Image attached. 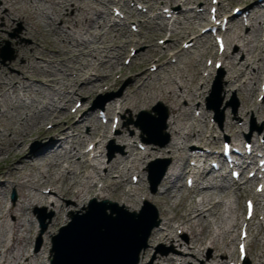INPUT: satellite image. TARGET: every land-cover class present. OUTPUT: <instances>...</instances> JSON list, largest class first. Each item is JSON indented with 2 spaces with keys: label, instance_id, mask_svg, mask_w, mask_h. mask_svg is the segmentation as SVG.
<instances>
[{
  "label": "bare ground",
  "instance_id": "6f19581e",
  "mask_svg": "<svg viewBox=\"0 0 264 264\" xmlns=\"http://www.w3.org/2000/svg\"><path fill=\"white\" fill-rule=\"evenodd\" d=\"M19 1L3 0L0 3V8L5 10L0 12V17H8L10 20L13 17L20 20L26 32L34 38L35 42L33 41V45L18 46L19 55L25 60L24 64H18V71H7L0 66V155H7V157H0V264H43L42 258L46 257L45 249L31 250L29 248L32 238L29 235L32 233V225L36 222L34 212L38 206H44L51 210L53 217L48 224L50 228L68 223L70 214L66 215L67 218L64 217L66 208L70 207V211L74 214L84 213L88 199L111 200L110 192L120 198L119 204L124 209L138 212V207L135 204L140 196L138 187L131 185L128 188L126 186V190L115 192L113 187L125 186V176L131 171H139V163L143 159L152 156L153 151L161 150L152 147L144 154L135 151L136 141L124 130L121 131L123 123L120 120L117 127L118 133H114L110 138L124 144L126 152H118L114 157L110 156L102 160L103 152L100 151L98 154H94L91 159L82 161L81 159L86 158L87 153L81 151L80 146L90 139L98 128L94 126L95 120L91 118V114L86 108L85 112L76 119L70 115H65L60 120L53 119L54 125L50 129L41 123L49 118L50 110H61V104L72 101L75 95L85 96L87 102L91 95L102 88L114 75L112 65L105 68L111 69L108 73H103L100 69L110 64L111 58L108 52L115 44L102 41L107 44L91 48L90 43H94V40L98 42L104 37L101 34V28L110 26L109 28L113 29L112 27L118 26V23L114 22L109 25L103 21L100 28L95 32L92 31V23L103 19V16L108 13L95 6L91 7L86 3H81L83 0H24L29 4V7H20ZM93 1L105 8L113 2V0ZM163 2L168 5L166 6L169 8L168 12H171L174 17V21L171 23L174 25L172 34L182 36L180 37L182 39L185 38V34H193L190 47L173 50L171 56L176 59L178 56L177 61L178 63L182 62L183 66H180L177 61L174 66L165 62L159 67L156 66L153 73H133L130 76L131 83L127 87L129 95L122 96L121 102L124 106H120V112L116 111L115 115L120 114L127 107L134 110L142 106L141 109L147 110L148 106L152 105V102L149 103L151 100L170 102V105L166 103L169 107V117L165 122L166 128H164V132L167 129L170 134V142L164 153L169 155L171 164L161 181L164 189L156 193L155 196L157 202L162 206L159 207L160 225L153 228L148 241L150 243L168 242L173 244L177 241L178 247L181 249L174 246L172 255L155 253L152 264H198L196 259L204 258L207 246L214 252L211 259H208V263L221 264L217 257L219 255L227 256V252L223 249L224 239L227 234H231L232 227L220 228L214 235L203 236V233L206 230L209 232V228L213 224L210 218L217 214V208L223 202V195H227L230 191L226 192L227 189H223L225 187L219 183L226 179L225 174L219 177L209 167L196 168L193 171L196 180L193 190L195 196H186L183 199L180 207H183L185 212L180 216L168 215L169 198L175 183L181 179L183 170L184 172L192 171L187 163L191 157L197 158V161L200 157H203V160L209 158L210 154L205 150L201 151V148L218 144L220 135L212 140L206 137L205 132L212 134L214 128L209 129L205 122V116L201 119L194 117L195 114L192 116L194 111L189 102L199 98L202 92H199L200 88L194 87L195 75L189 70L191 61L185 63L179 60L183 52L191 55L192 47L202 46L200 41L202 34L195 33L198 32V27L194 25L192 18L203 14L204 10L200 7L193 8L195 0H158L155 3L163 4ZM257 2L259 3L258 0ZM144 3L147 2L144 1ZM217 3L219 4L220 0ZM48 4L52 5L49 7L50 10L46 6ZM176 5L178 8H175ZM154 7L156 5L150 3L147 9L152 12ZM183 7L186 8L183 9ZM220 7L217 8L218 14H221ZM31 11L34 14L42 11L49 20L51 31L59 36L63 40L62 42H69L71 44L69 46L72 48L66 45L58 46L56 43H47L48 47H41V41L39 42L36 36L38 31L30 21ZM130 13L131 16L135 15L133 12ZM248 17L250 19L248 29L243 31L237 16L232 15L230 22H237L239 31L235 30L232 35L226 38V45L228 47L238 45L237 47L240 48L244 57L250 52L253 36L264 31L263 17L257 12L249 13ZM147 18L154 22L163 19V14L147 15ZM202 19L205 20V26L212 24L208 18L202 17ZM66 23L67 25H65ZM198 25L201 26V23ZM141 42H143L141 39H137L135 42H124L121 47L122 51L126 52L130 45L141 44ZM42 48L44 49L41 50ZM144 53L145 50H139L135 52L132 59H136ZM37 54L38 56H36ZM72 54L75 56L91 55L94 57V62L86 61L80 68L71 59ZM199 54L196 52L192 60L197 61ZM166 55L165 52L162 57ZM244 57L236 59L233 52H225L222 69L234 74L228 81L230 86L236 87L237 91L244 90L246 94L250 95L247 70H253L250 73V80H254V84L258 80H262L264 55L256 60L245 57L248 64L243 62ZM65 70H68L69 75L62 77ZM62 80H66V82L62 83ZM59 83L62 85L55 88ZM204 83L201 88L205 86ZM37 84H41L51 91L45 95L43 90L33 88H37ZM147 89L148 91H146ZM114 102L116 99L109 101V112L117 107ZM263 108V102H260L258 111ZM128 111L129 109L125 112ZM249 112L250 110L245 108L243 114L246 116ZM154 116L155 120L162 118L159 111ZM185 120H188L187 125L183 124ZM33 121H38L40 124L35 133L30 129ZM85 122H88V127ZM227 124L228 131L235 128V123L228 122ZM99 136L103 137L96 141L95 147L102 143L105 135ZM252 146L251 155L259 150H264V143L259 144L256 140ZM26 160H30V162ZM18 163H23V167H18ZM26 170H37L38 174H31ZM201 183L204 185L198 187V184ZM10 189H16L18 199L17 202L6 204ZM217 195L221 197L217 199ZM187 201L188 203H186ZM75 211L77 212L75 213ZM175 219L178 220L179 226L172 224V221H177ZM176 227L182 229V232H186L188 238L179 239L174 234ZM198 227H200L199 231ZM146 248L142 249L141 253L144 252V255L148 256L149 253L144 251ZM189 252L194 254L193 262L189 259ZM47 259L45 263L49 264L50 255ZM142 259L140 257L139 264H142ZM208 263L202 262V264Z\"/></svg>",
  "mask_w": 264,
  "mask_h": 264
},
{
  "label": "rangeland",
  "instance_id": "374dc122",
  "mask_svg": "<svg viewBox=\"0 0 264 264\" xmlns=\"http://www.w3.org/2000/svg\"><path fill=\"white\" fill-rule=\"evenodd\" d=\"M2 1L3 0H0V3H2ZM144 1L147 3H144ZM157 1L158 0H139V1L113 0V2L108 4L107 8H105L101 4L95 3L93 0H83L81 2L83 4L86 3L91 7L95 6L98 9L108 13V15L106 14L103 16L104 17L103 19H100L99 21H95L94 23H92L93 25L92 31L94 32L98 28H100V24L104 23L103 21H105L109 25L111 23L120 21L117 22L118 26L112 27L113 29H110L109 28L110 26L106 28H101V34H103L104 37H102V39L99 40L98 42L94 40L95 41L94 43H90L91 48L101 47L104 44H107L103 42H113V44H115L113 47H111L112 50L108 52V55L111 58L110 64L100 69L101 72L108 73L109 71H111V69L110 68L105 69V68L109 67V65H112L113 67L112 71L114 75L109 78V80L102 88L94 92L87 102L85 96L75 95L72 101L66 102L65 104H61V108H60L61 110L58 109L57 111H55L54 109L50 110L49 118L47 120L42 121L41 123L42 124L44 123V126L46 128H49L52 127V125H54L53 119L60 120L62 119V117L64 118L65 115L73 116L76 119L80 117V115L83 112H85V110L87 109L91 114V118L95 120L96 124L94 126H97L98 128L95 132H93L92 137L86 140L85 143L82 146H80V150L86 151L87 153L86 158L81 159L82 161H85L86 159H91L92 156H94V154H98V152L100 151L103 152L102 160L110 157V153H112L111 157H114L116 154H118V152H122V151L126 152V147L124 146V144H122L118 140L116 141L110 138V136L113 135L114 133L115 134L118 133L117 126H114L115 123L112 121V119L115 118L116 111L120 112L121 110L120 106H124L123 103L121 102L122 96L124 94L129 95V90H127V87L131 83L130 76L136 72L153 73L154 72L152 70L153 67L156 66L159 67L160 64L165 62H169V64L173 66L176 65L178 56H176L177 59L175 57H171L174 52L173 50L175 51L181 50L186 43L191 42L193 34L191 35L185 34L184 39L180 38L182 36L179 35L174 36V34H172L173 30L172 31L169 30L170 29L169 25H171V27H174V25L171 24L172 18H167V12H165L166 10H169V8L166 7L168 5L164 2L163 4H156L155 2ZM160 1H165V0H160ZM195 1L196 3L193 4L194 6L193 8L198 9L197 5H199L200 9L204 10L203 14H198L192 18V22L194 23V25H196V27H198L197 28L198 32L196 31L195 33L199 35L200 33L202 34L200 39L202 46H198L197 48L192 47L190 49L192 52L191 54L192 56L189 55V53L186 54L182 51L183 53L179 57V60L184 61L185 63L187 61H191L192 64H189L190 66L189 70H191V72L194 73L195 75L196 80L194 81V87L200 88L199 92H202L199 98L195 99V101L189 102V104L192 106V109L194 111V113H192V116L193 114H195L194 117L198 116L200 119L203 116H205L206 118L205 122L207 123L209 129L214 128L212 129L213 131L212 134H210V132H205L206 137H209V139L212 140L220 135L218 144L214 146L204 147L205 150L212 152L211 156L209 157L208 163L206 165L207 167H211L210 165L211 162L216 160V158L220 156L222 151L223 141L225 140L229 142L231 141V142L243 144V142H245V140L248 137H251V139L256 140V142L259 144L264 143V142L262 143V141H264V108L263 110L258 111V104H260V102H263L264 105V98L262 101V99H260L259 97L261 96L260 94L264 95V92L263 91L261 92V85L264 84V69L262 70V80H258L257 83L255 84H254V80H250V76H251L250 73L253 70L251 69L247 70V78H248L247 83H248V88H250L248 90L250 95L246 94V91L244 90L237 91L236 87L230 86L228 81H230V78L234 74L233 72L229 73L228 71L222 69V60L224 59V53L223 55L218 54L217 47L215 45L213 37L210 35L209 32L203 33L204 29L208 28L209 26H205L204 24L205 20H203L202 17H206V19L208 18V9L211 7V0H205V2H202V0H195ZM19 3H20L19 4L20 7H26V6L29 7V4L24 0H20ZM150 3L156 5V7L153 8L152 12L148 11L147 9L148 4ZM229 4L230 7H228ZM46 6L47 8L52 7V5L50 4ZM218 7H220L219 11L221 12L220 18L226 16L229 19V21L232 15H234V9L235 8L239 9L240 13L236 16L238 22L241 23L243 31L248 29V23L250 22V19L248 17L249 13L253 14L257 12L261 17L264 18V7L262 3L261 2L258 3L257 0H220ZM175 8H178V6L176 5ZM184 8L186 7H183V9ZM4 10L0 8V12H3ZM31 10H33V8ZM115 11H118L121 17L123 18L116 16ZM130 12H133L135 15L133 14L134 16H131ZM138 12H141L142 14H139ZM157 13H162L163 19L156 20L154 22L148 20L147 15L151 16ZM30 14H32V18L30 19L31 24L38 31V34L36 36L38 37L39 42L41 41L40 42L41 47L42 46L48 47L47 43L49 44L56 43V45L58 46L66 45L67 47L72 48L71 46H69L71 45L69 42H62L63 40L51 31V28L49 26V20L42 11H38L35 14L31 11ZM148 21H150L149 24ZM198 23H201V26H199ZM65 25H67V23ZM230 27L231 28L227 30L225 33L226 38L232 35L233 32H235V30L236 32L239 31V29L237 28V22L234 23L233 21H231ZM137 39H141L143 40V42H141V44L134 43L128 47V51L126 52L122 51L121 47L124 42L126 43L130 41L135 42ZM162 40L164 43H161ZM33 41L35 42L34 38L26 32V30L24 29V25L20 20L13 17L10 20L8 17L1 16L0 17V66L7 71L10 70L18 71V64L22 65L25 63L24 58H22V56L19 55V51L17 50L18 46L31 45ZM237 46L233 45L230 47H226L225 52H233L236 59L237 58L240 59L241 57H244V54L240 52V48H238ZM43 49L44 48H42L41 50ZM139 50H145V53L140 57H137L136 59H132V61L129 64H126V61L128 60V58L131 57L132 52L134 51L138 52ZM165 52L167 53V55L165 57H162V55L163 56L165 55ZM196 52L200 54L198 60L193 61L192 59L194 58ZM1 53H4V55L7 57L4 58L1 55ZM93 53L95 54V52ZM72 55L73 57L71 56V59H73V61H75L77 63V66L80 68H82V64L86 63V61L94 62V57L88 54L86 55L77 54L78 56H75V54ZM263 55H264V31L259 32L258 35L255 34L253 36V43L250 46V52L246 54L245 57L246 59L251 58L253 60H256L258 57H261ZM9 56L12 57L8 58ZM36 56H38V54ZM245 57L243 58L244 59L243 62L245 61L244 63H246ZM178 64L180 66H183L182 62ZM12 66H14L15 68H11ZM68 75H69L68 70H65L62 77H67ZM205 81L206 83H204ZM65 82L66 80H62V83ZM203 83L205 84V86L201 88ZM60 85L62 84L59 83V85H56L55 88H58ZM215 86L217 87L216 89ZM33 88L36 90L38 89L43 90L45 92V95L49 93L48 91H51L41 84H37V88L36 87ZM215 90L218 94V98L215 97L212 100V102L207 101L209 100V98L212 97V94H214ZM146 91H148V89ZM113 96L114 99H116V102L114 103L117 105V107L111 112H109L108 111L110 106L109 100ZM79 101L81 102V107L77 108L78 106L77 102ZM150 102H152V105L151 107L148 106L149 110L153 108L155 105L157 106L158 103L162 101L151 100L149 101V103ZM164 102L165 101L162 102L163 106H165L166 109L167 108L169 109L167 104L170 105V102L167 101L166 102L167 104ZM102 104H103V108L100 107ZM218 104H219V108H217ZM141 108L142 106L135 108L134 110L132 109L130 110V108L127 107L120 114L117 113L116 115L117 118L121 119L123 123V125L121 124L122 125L121 131L124 130L128 136H131L136 141V145L137 144L138 145L136 146L135 151L140 152V154L146 153V151L150 150L152 147H157L161 151H157V152L153 151L154 153L152 156L143 159L142 162L139 163V171L129 172L125 176L126 179V181L124 182L125 186L121 184L123 187L121 186V188L120 187L119 188L113 187V188L115 192L120 190H126L127 187L129 188V186L131 185L138 187L140 196H138L137 202L135 203L136 206L138 207V211L144 205V202L148 201L151 206H154L156 208L158 212L159 220L161 221V216L159 213L160 210L159 207L161 206V204L157 202L155 196L156 193L164 189V186L160 182L158 190L153 193L149 181L147 180V177L149 176L148 166L150 163L156 160H161L162 162L163 160H168V159L170 160L169 155L164 153V150L168 149V144L170 142V134L166 129L165 134L169 136V142H167L165 146H160V145L162 142L164 143L166 141V136H163L161 138L155 136L156 134L148 135L147 133H143V137H142V132L139 129V125H138L139 123L138 118L140 117L141 111L143 110ZM245 108L247 110L248 109L250 110V112L246 116L243 114ZM128 109L129 111L126 113L125 111ZM101 110L109 114L110 119L108 120L107 124L105 123L103 124L99 117ZM218 118L219 119L223 118L222 126H220ZM228 122L235 123V128L232 129V131H228L227 129ZM187 123L188 120L183 121L184 125H187ZM197 123H199V121H197ZM85 124L88 127V122L87 123L85 122ZM39 125L40 124L38 121L37 122L33 121V124L30 126V129L33 130V133H35L36 130L40 127ZM102 134L105 135L104 138L102 139V143H100L99 146H96L94 150H89L90 149L89 144L96 145V141L103 137V136L102 137L99 136ZM242 146L241 148L243 150ZM3 156L7 157V155L5 154L0 155V157ZM192 160L194 161V159H191L189 163H187V165L191 168H192V164H191ZM26 161L30 162V160H26ZM17 166L23 167V163H18ZM26 171L31 174H38L37 170H26ZM223 172H225L224 174L226 176V179L219 181V183H221L225 187L223 189H227L226 192L229 190L230 191L227 195H223V202L218 206L217 214L213 215L210 218L213 224L209 228V232L208 230H206V232L203 233V236L214 235L216 234V232H218L220 228L226 229L227 227H232L231 234L230 235L227 234L224 239L225 245L223 246V249L224 251L227 252V256L219 255L217 257L219 263L231 264L230 262H233L238 257L237 243L238 241H240L239 232L241 226L246 222L244 201L246 198L257 199L258 204L256 208L255 218L253 221L249 222V224L246 226V229L249 233V237L246 239L249 245L248 246L249 252H248V257L245 259V262L243 264H264V196L258 195L256 193V187L252 183L253 182L252 180L251 182H247L245 184H242L240 182V184L232 185L233 181H231L230 171L225 170ZM138 175L140 181L136 183L133 182L132 176L135 177ZM188 176H192L191 172L188 173V171L184 172L183 170L181 179L175 183V187L172 190L169 198V206H168L169 216L177 215L178 217L180 216V214L184 213L185 211H183V207H180V205L183 202V199L186 196H191V195H193V197L195 196L193 192L194 188L189 189L186 186V178ZM203 184L204 183L198 184V187H202ZM238 186L240 187L238 188ZM14 191L16 193L15 200L12 199V194L14 193ZM217 192L221 193L220 191ZM109 196L112 202L117 203L120 208L122 207L118 201L120 200L119 197H117L113 192H110ZM220 197L221 196L217 195V199ZM17 199H18V195L16 189H10V191H8L7 194L6 204L12 203L14 201L17 202ZM92 199L94 198L88 199V201L86 202V208L89 206ZM186 203H188V201ZM36 210L37 211L34 212L36 222L34 225H32V230H31L32 233L29 235L30 237H32L30 239L31 241L29 248L31 250L45 249L44 255L46 257L42 259L44 261L43 264H46L45 261L48 260L47 257L49 255L51 256L50 251L52 249V239L59 233V230L62 225L56 228H50L48 224L53 217L51 210H49L44 206H38ZM77 211H75V213ZM83 212H86V210L84 209ZM130 212L133 211L130 210ZM71 213L72 212L70 211V207L66 208L64 212V217L67 218L66 215ZM81 213L82 212H80V214ZM39 216L45 218L46 227L43 230L38 219ZM70 220L71 218L69 215L68 222ZM172 224L174 226H179L178 220L172 221ZM197 229L199 231L200 227H198ZM174 234L177 237H179V239L181 240H185L186 237L188 238V234L186 232H182V229H177V227L174 230ZM172 244L173 243H168V242L150 243V241H148L147 242L148 248H146L144 251L149 253V255L148 256L144 255V252L140 253L139 262H140V257H142L143 258L141 262L142 264H152V260L154 259L155 253H159L160 255H172L173 252L172 249L174 248V246L180 248L178 247L179 243L177 241H175L174 243L175 245ZM189 246H191L190 243ZM189 253H190L188 254L189 259H191V261L193 262L195 258L194 254H192L191 252ZM204 253H205L204 258L196 259V262L198 264H202V262L204 263L205 261L208 263L214 252L209 246H207L205 248ZM48 262H50V259Z\"/></svg>",
  "mask_w": 264,
  "mask_h": 264
},
{
  "label": "water",
  "instance_id": "95a60500",
  "mask_svg": "<svg viewBox=\"0 0 264 264\" xmlns=\"http://www.w3.org/2000/svg\"><path fill=\"white\" fill-rule=\"evenodd\" d=\"M1 55L7 57L4 53ZM141 114L149 115L141 125L143 131L163 134L167 112L162 113L159 120L151 116V111L145 110ZM168 164L165 163L158 175L152 177L153 192ZM150 206L147 202L139 212H129L108 199H93L85 213H72L70 223L62 226L59 234L53 237L51 264H137L149 235L160 223L155 207ZM43 219H40L42 229L46 227Z\"/></svg>",
  "mask_w": 264,
  "mask_h": 264
}]
</instances>
